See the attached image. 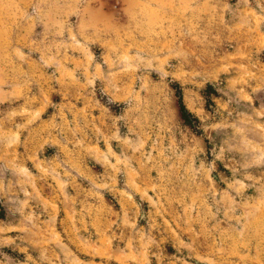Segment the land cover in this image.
<instances>
[{
  "label": "rangeland",
  "instance_id": "1",
  "mask_svg": "<svg viewBox=\"0 0 264 264\" xmlns=\"http://www.w3.org/2000/svg\"><path fill=\"white\" fill-rule=\"evenodd\" d=\"M0 264H264V0H0Z\"/></svg>",
  "mask_w": 264,
  "mask_h": 264
},
{
  "label": "trees",
  "instance_id": "2",
  "mask_svg": "<svg viewBox=\"0 0 264 264\" xmlns=\"http://www.w3.org/2000/svg\"><path fill=\"white\" fill-rule=\"evenodd\" d=\"M205 90L209 104L213 103L210 96L212 94H217V90L213 87L212 84H208ZM177 95L179 97V106H180L182 118L184 119L185 123H187L188 125L192 127H196L198 118L194 116L193 113L186 106L183 99V94L180 89L177 90Z\"/></svg>",
  "mask_w": 264,
  "mask_h": 264
}]
</instances>
